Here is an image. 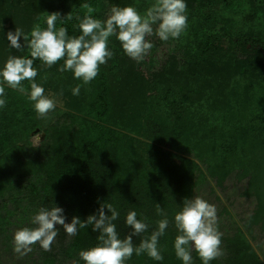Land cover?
<instances>
[{
    "label": "trees",
    "instance_id": "obj_1",
    "mask_svg": "<svg viewBox=\"0 0 264 264\" xmlns=\"http://www.w3.org/2000/svg\"><path fill=\"white\" fill-rule=\"evenodd\" d=\"M0 0V66L9 56H28L12 49L6 38L19 28L31 31L47 27L46 18L58 12L56 27H66L78 36L80 20L93 10L103 20L112 6H133L142 15L154 0ZM188 27L176 48L157 70L140 68L124 54L115 37L110 40L113 58L102 65L99 75L80 94L72 89L82 81L71 72L59 71L63 60L51 68L37 60L36 82L61 97L67 109H56L46 129L41 161L38 153L27 159L26 146L42 127L32 103L19 92L6 88V106L0 109V197L14 189L13 178H32L43 172L41 185L30 182V192L66 208V216L82 221L111 204L120 213L116 221L121 238L131 234L125 224L130 211L150 224L138 245L156 229L157 221H173L175 209L193 194L195 184L206 173L219 185L232 175L247 179L243 195L255 197L256 210L245 222L264 226V3L257 0H186ZM15 4H17L15 6ZM110 5V6H111ZM7 15L12 23L3 29ZM30 88L28 81L24 82ZM63 95H60V93ZM165 145L169 149H165ZM38 155V156H37ZM24 156V157H23ZM179 160V161H178ZM200 165L206 166V173ZM199 172L198 176L195 174ZM29 181V180H28ZM40 185V186H39ZM44 193V194H45ZM160 207L164 215L157 214ZM175 207V209H173ZM107 211V209H106ZM58 235L65 238L63 228ZM178 232L168 227L159 245L161 264H182L176 258L174 240ZM98 233L91 226L80 229L66 248L67 256L95 247ZM253 238V237H252ZM228 255L212 264H264L255 254L248 236L241 231L227 237ZM251 259L245 261V254ZM198 264L197 252L192 253ZM56 258L44 260L55 264ZM77 264L84 262L77 256ZM127 264H157L146 254L133 255Z\"/></svg>",
    "mask_w": 264,
    "mask_h": 264
},
{
    "label": "clouds",
    "instance_id": "obj_2",
    "mask_svg": "<svg viewBox=\"0 0 264 264\" xmlns=\"http://www.w3.org/2000/svg\"><path fill=\"white\" fill-rule=\"evenodd\" d=\"M92 12L89 8L80 20L78 36H69L66 27H56L58 20L71 19L70 13L61 18L58 12L50 13L46 18L47 27L36 26L30 38L19 28L6 34L12 49L23 53L27 48L30 53L28 56H9L0 66V109L7 103L6 88H11L27 97L39 119L47 120L56 111L58 100L47 95L43 85L36 82L38 70L34 62L37 60L48 68L63 60L59 71L71 72L74 79L82 81L72 89V94L78 96L82 85L90 84L99 75L101 66L113 58L111 38L115 37L124 54L139 63L150 55L154 47L151 37L163 42L178 40L188 27L186 0H154L143 15L131 5L112 6L104 20L94 18ZM25 81L29 82L30 88L24 86ZM157 214L164 215L160 207ZM119 217V211L111 204L101 205L98 212L87 220L73 217L71 222H67L62 207H41L31 219L35 227H24L15 232L14 251L24 256L37 244L44 251H49L58 235L57 226H62L69 236L91 226L92 232L98 233V243L79 252L84 264H127L133 255L144 254L161 264L164 255L159 242L169 227L167 216L157 221L156 229L143 237L138 245L134 244L133 237L147 233L150 224L145 219H138L136 211H130L125 224L132 232L121 238L115 223ZM173 219L178 232L173 247L182 264H194L193 251L198 253L201 264H212L223 254L215 205L200 196L186 198Z\"/></svg>",
    "mask_w": 264,
    "mask_h": 264
},
{
    "label": "rangeland",
    "instance_id": "obj_3",
    "mask_svg": "<svg viewBox=\"0 0 264 264\" xmlns=\"http://www.w3.org/2000/svg\"><path fill=\"white\" fill-rule=\"evenodd\" d=\"M6 1L9 2V7H11V1L14 2L17 0ZM18 1L21 2V6L26 2L25 0ZM257 2L263 4L264 0H257ZM16 5L17 4H15V6ZM110 5L109 8L103 11V20L106 19L109 9L112 7V5ZM7 18V22L4 23L3 29L8 28L9 25L11 26V16L7 15ZM150 39H152L154 47L150 55L143 62H139L140 68H147L152 71L157 70L172 53H178L179 57H182L181 52L176 48L177 40L170 39L168 42H163L156 37H151ZM46 94L58 100V109H61L62 112L67 109L61 97H55L51 92H47ZM55 112H53V114H56ZM53 114H50V117L42 123V127L32 134L29 145L25 148V157L27 159L32 158L36 155L35 153L41 155L38 158L41 161H44L47 157V154L43 150L45 145V130L49 129V125L53 122V119H55L53 118ZM165 149H169V146L165 145ZM200 166L206 173V166ZM198 175L199 172L195 174V176ZM235 175H232L228 180L219 185L206 173V180L198 181V183L195 184L193 194L190 198L200 196L217 208L218 227L219 231L222 233L221 247L223 254L219 257L220 262H224L225 257L228 255V250L226 249L227 237H235L238 232L241 231L248 236L255 254L257 253L258 257H260L264 263V226H262L261 223L252 225L254 231L252 236L248 234L245 227V222L249 221V218L256 210L257 200L255 197L247 198L243 195V191L246 189L247 179L241 181L237 179ZM43 176V172H40L36 173L32 178H13L11 180L12 183H18L16 187L6 192L2 198L0 197V264H44V260L49 258H56L57 261L55 264H77L78 254L70 257L66 255V248L73 241L75 236H69L65 231V238H61L60 235H57L49 251H44L38 244L34 245L32 251L24 256H20L14 251L13 237L15 232L24 227H35V225L31 223V219L41 207L49 209L55 206L62 207L66 214L67 210L61 204L46 201L45 198L48 197V193L44 192V194L40 192V196H33L31 194L30 182H38L41 185L40 180L44 179ZM35 179L36 182L32 181ZM190 198L188 197L187 199ZM182 207L183 206L178 208L182 209ZM173 209H175V207H173ZM180 210L175 209L172 217L174 218L176 212ZM67 222H71L68 217ZM61 227L62 226H57V228ZM169 227L177 231L174 219L171 221L169 218ZM250 259L249 253L245 254V261H249ZM194 264H198L195 259Z\"/></svg>",
    "mask_w": 264,
    "mask_h": 264
}]
</instances>
